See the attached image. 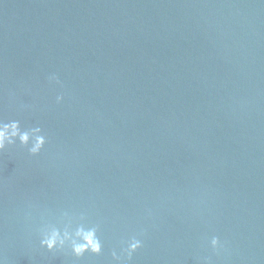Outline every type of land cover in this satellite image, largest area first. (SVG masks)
I'll return each mask as SVG.
<instances>
[{
    "label": "water",
    "instance_id": "95a60500",
    "mask_svg": "<svg viewBox=\"0 0 264 264\" xmlns=\"http://www.w3.org/2000/svg\"><path fill=\"white\" fill-rule=\"evenodd\" d=\"M0 119L47 136L0 152L3 264H116L141 230L126 264H264V0H0ZM61 211L100 254L39 246Z\"/></svg>",
    "mask_w": 264,
    "mask_h": 264
},
{
    "label": "clouds",
    "instance_id": "9594fccd",
    "mask_svg": "<svg viewBox=\"0 0 264 264\" xmlns=\"http://www.w3.org/2000/svg\"><path fill=\"white\" fill-rule=\"evenodd\" d=\"M50 82L61 84V81L55 73L48 77ZM56 102L63 100V94H58ZM26 147L29 154L35 155L40 153L47 142V136L43 129L39 126L22 128L19 120L0 119V152L4 151L8 146L16 143ZM58 222L50 223L46 219L41 218L35 232L38 237L39 246L49 252H66L70 251L72 256L79 259L85 253L100 254L102 251V241L98 235L99 224L91 223L87 220L86 214L81 212L70 214L67 211H61L58 215L49 213ZM131 235L126 240L120 242L119 252L115 249L111 251L112 260L116 264H126L132 259L133 253L143 246L142 239L138 235ZM209 244L214 252L218 248L223 247L219 237L212 236ZM205 264H210V257H204ZM3 264V260H0Z\"/></svg>",
    "mask_w": 264,
    "mask_h": 264
}]
</instances>
